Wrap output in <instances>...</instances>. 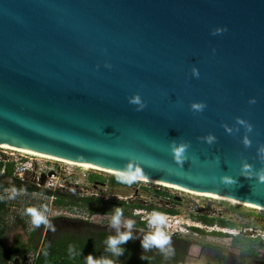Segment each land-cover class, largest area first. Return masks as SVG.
Returning a JSON list of instances; mask_svg holds the SVG:
<instances>
[{
	"label": "water",
	"instance_id": "obj_1",
	"mask_svg": "<svg viewBox=\"0 0 264 264\" xmlns=\"http://www.w3.org/2000/svg\"><path fill=\"white\" fill-rule=\"evenodd\" d=\"M2 144L264 207V0H0Z\"/></svg>",
	"mask_w": 264,
	"mask_h": 264
},
{
	"label": "rangeland",
	"instance_id": "obj_2",
	"mask_svg": "<svg viewBox=\"0 0 264 264\" xmlns=\"http://www.w3.org/2000/svg\"><path fill=\"white\" fill-rule=\"evenodd\" d=\"M57 161L43 160V166H41L40 171L47 169L49 166L71 167L74 173L72 177L68 178V181H64L60 176L53 179L49 177L44 179L38 171L27 176L25 180L28 185L35 183L39 187H43L44 190H60L67 195L64 204L57 203V197L53 193L48 194L40 190H23L16 187L0 189V197L7 201L6 208L0 210V220L5 224L1 229L2 233L0 236V264H14L13 260L15 257H19L20 261H22L25 254L27 255L28 264H34L47 234L49 220L55 216L62 215L99 224H111L114 206H120L122 209L121 225L126 226L125 222L131 219L133 227H135L136 222L139 220L135 215V211L141 206L136 205L134 202L141 199L146 201L144 204L154 203L156 200L151 199L148 193L155 190L168 191L169 195L183 197V204L175 205V207L179 208V216L190 219V222H196L201 227L207 228L208 231L199 227L201 231L195 233L191 230L193 242L200 245L221 246L224 251L231 248L235 255L240 253L241 256H245V252H253L255 256L264 253V209L262 208L237 205L221 199L200 196L168 187L161 183H153L141 179L123 186L113 185L111 180L117 178V173L98 168L80 167V165L73 166L77 164ZM13 175H15L14 172ZM13 178V176H9L5 179L13 181ZM13 188L16 189L14 197L11 195ZM87 197H91V199L86 200L85 198ZM158 202L160 200H157L156 203ZM161 205L165 206L164 202L154 206ZM45 206H47V212L44 214L48 223H41L38 226L33 225L31 216L27 214L26 209L35 207L38 211H43ZM222 230H224V234H215V231ZM190 233L184 231V234ZM6 246L13 249L10 253L13 255L12 258L5 251ZM16 247L20 251H16L14 249ZM23 248L27 249L26 252L21 250ZM195 251L196 248L192 247L189 255H197L199 247H197V252ZM204 253L206 256L210 254L207 251ZM208 257L212 258L210 255ZM192 260L188 263L196 262V258L193 262ZM248 260L250 262L256 259L248 258ZM202 262V264L205 263L204 261Z\"/></svg>",
	"mask_w": 264,
	"mask_h": 264
},
{
	"label": "trees",
	"instance_id": "obj_3",
	"mask_svg": "<svg viewBox=\"0 0 264 264\" xmlns=\"http://www.w3.org/2000/svg\"><path fill=\"white\" fill-rule=\"evenodd\" d=\"M3 163L0 162V189L6 187H16L23 190H40L46 193H53L57 197V203L64 204L67 195L63 194L60 190L50 191L39 187L37 184L32 183L28 185L26 180L13 175L14 164L9 163L6 170L2 173ZM13 176V181H7L6 177ZM113 185H127L117 178L111 180ZM110 184V185H111ZM82 199V198H81ZM86 200L91 197L85 198ZM104 200V199H103ZM7 201L0 197V210L6 208ZM138 205V204H136ZM140 206V205H139ZM100 210V209H96ZM51 223L59 225L47 231V234L42 242L38 255L34 264H87V255L92 254L94 258H111L114 264H202V261L197 260L195 263H186L188 246L183 244L187 239L181 238L177 235H169V244L165 247L168 253L161 251L160 248L153 246L147 250L142 249L141 239L150 231L147 229V222L138 220L136 224L146 231L133 232V239H130L125 244L121 245L125 249L124 253L116 257L110 251H107L106 239L110 235H115L108 230H103L101 223H95L89 220L79 219L69 216H55L50 219ZM5 224L0 220V236L2 228ZM201 230L199 227H195ZM1 245V243H0ZM20 251L18 247L14 248ZM178 250L182 249L181 253ZM10 247H5L8 256L12 258ZM26 252L27 249L23 248ZM143 252L146 259H141ZM206 264V263H204Z\"/></svg>",
	"mask_w": 264,
	"mask_h": 264
},
{
	"label": "clouds",
	"instance_id": "obj_4",
	"mask_svg": "<svg viewBox=\"0 0 264 264\" xmlns=\"http://www.w3.org/2000/svg\"><path fill=\"white\" fill-rule=\"evenodd\" d=\"M223 29H217L216 31H222ZM138 99V97H137ZM195 107L199 108L201 105H196ZM211 139V137H209ZM176 158L180 159V154L184 151V149L176 148ZM245 168L248 166L245 165ZM141 177L140 169L137 168L135 171H132L131 168L127 170L120 171L117 173V179L121 182L131 184L134 181L138 180ZM260 178L264 180V174H261ZM11 195L14 197L16 195V189L13 188ZM27 214L31 216V222L33 225H40L41 223H48V220L45 216V212H47V206L44 207L43 211H38L35 207H28L26 209ZM135 215L139 218L141 216L145 217V222L154 229L153 231L145 234L141 239L142 249L147 250L153 246H156L161 249V251L168 253V249L165 247L169 244L170 237L165 232H169L168 223L169 221L172 223V228L178 230V234L189 236L190 234H184L183 229H192L194 227H200L204 230L208 231L207 228L201 227L200 224H196V222H190V219L182 218L179 214H172L168 211V208L163 206H142L141 211L135 213ZM122 217V209L120 206H114V214L111 218V226L116 228V234L110 235L107 237L105 243L107 245V251L113 253L114 256H121L125 249L121 247V245L125 244L130 239H133V232L131 231L133 227V221L131 219L125 222L127 227L126 231L120 230V225ZM171 219V220H170ZM214 231V230H213ZM224 232V230L219 231ZM170 233V232H169ZM141 259H146L143 252L141 253ZM87 264H114V261L111 258H94L92 254L87 255Z\"/></svg>",
	"mask_w": 264,
	"mask_h": 264
},
{
	"label": "flooded vegetation",
	"instance_id": "obj_5",
	"mask_svg": "<svg viewBox=\"0 0 264 264\" xmlns=\"http://www.w3.org/2000/svg\"><path fill=\"white\" fill-rule=\"evenodd\" d=\"M170 193H168V191H160V190H155V191H152L150 193H148L149 197L151 199H154L156 200L154 203H150V204H144V200H141V199H138V201L134 202L135 204H138V206L140 205L141 207L142 206H154V205H159V203H163L164 202V205L163 207L165 208H168V211L171 212L172 214H180L179 213V208L175 207L176 204H183V200L184 198L181 197V196H178V195H169ZM157 200H160V202L156 203ZM163 201V202H162ZM193 203V202H191ZM162 206V205H161ZM211 215V214H210ZM59 224L56 223V224H53L51 223V221L49 220V223H48V226H47V231H49L51 228H54L56 226H58ZM103 230H108L109 232L111 233H115L116 232V228L115 227H112L111 224H101ZM147 229L151 232L153 231L154 229H152L151 227H149V225H147ZM120 230L121 231H126L127 230V227L126 226H123V225H120ZM193 230L195 232H199L201 230H198L196 229L195 227L190 229V231ZM132 232L134 233H137V232H144L146 231V229L138 226L136 224L135 227H132L131 229ZM166 234H170V235H177L181 238H185L187 239V241H185V243L183 244V247L184 245H187L188 246V250H187V256L185 258V262L188 263L192 260L196 258V262L198 260L199 261H204L206 264H264V253H261L260 255L258 256H255L253 255V252L250 253V252H245V256L242 255L239 253L238 255H235L234 252L232 251V249H228L226 251L222 250L221 249V246H217V245H210V244H202L200 245L199 243H196V242H193V239L191 237V235L189 236H184V235H181V234H178V233H169V232H165ZM215 234H224L223 232H219V231H215ZM192 247L196 248V251L197 252V247H199V251H198V254L195 255V256H192V255H189L191 253V249ZM178 253H181L182 252V249L181 250H178ZM205 251L209 252L210 256H212V258L204 255ZM213 253V254H212ZM26 255V254H25ZM24 255V256H25ZM23 256V258H24ZM255 256V257H254ZM16 258V257H15ZM14 258V260H15ZM249 259H256V260H252L249 262ZM13 260V261H14ZM192 260V262H193ZM258 261V262H257ZM17 264H28V261L24 259L22 261H20V259L17 261Z\"/></svg>",
	"mask_w": 264,
	"mask_h": 264
},
{
	"label": "built area",
	"instance_id": "obj_6",
	"mask_svg": "<svg viewBox=\"0 0 264 264\" xmlns=\"http://www.w3.org/2000/svg\"><path fill=\"white\" fill-rule=\"evenodd\" d=\"M10 150V151H9ZM10 148L2 147L0 145V162L3 163L2 172H4L7 168V165L9 163L14 164V174L15 176L21 178L22 180H25L27 176L32 175L33 172H39L41 175L48 174L50 171H54V174L47 176L50 179L57 178L60 176L61 179L64 181H68L69 177H72L74 171L71 167H57V166H49L47 169L42 168V161L47 160L46 158L39 157L38 155L25 153L18 150H12ZM52 160V159H49ZM57 161V160H55ZM61 162V161H57ZM69 165V164H68ZM73 166H79V165H73ZM81 167V166H80ZM141 207L139 209H136L135 213L140 212ZM140 221H144L145 217L141 216L139 217ZM171 220V219H170ZM170 233H178L177 229L172 228V223L169 221L168 223V229ZM184 231L190 232V229H183ZM183 231V232H184Z\"/></svg>",
	"mask_w": 264,
	"mask_h": 264
},
{
	"label": "bare ground",
	"instance_id": "obj_7",
	"mask_svg": "<svg viewBox=\"0 0 264 264\" xmlns=\"http://www.w3.org/2000/svg\"><path fill=\"white\" fill-rule=\"evenodd\" d=\"M1 146L2 147H6V148H10V149H13V150L24 151L25 153L38 155L39 157L41 156V157H44V158H47V159L69 162L70 164L74 163V164H77V165H80V166H83V167L98 168V169H101V170L104 169V171H109L111 173H118V171L107 169V168H103V167H99V166H95V165H92V164L81 163V162H77V161H73V160H69V159L55 157V156H51V155H47V154H43V153L31 151V150H27V149L13 147V146H10V145L2 144ZM139 179L146 180V181L153 182V183H161V184H164V185H166L168 187H172V188H175V189L183 190V191H186V192H189V193H192V194H196V195H200V196H207V197H212V198H217V199H221V200L228 201V202H231V203H235L237 205L240 204V205H245V206L259 207V206L254 205V204L238 201V200L227 198V197H224V196H219V195L210 194V193H206V192L196 191V190L188 189V188H185V187L169 184V183H166V182L158 181V180H153V179H148V178H143V177H140ZM259 208L264 209V207H259Z\"/></svg>",
	"mask_w": 264,
	"mask_h": 264
}]
</instances>
